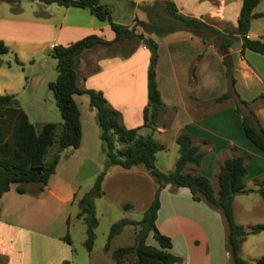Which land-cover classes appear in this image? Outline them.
<instances>
[{
    "label": "crops",
    "instance_id": "crops-1",
    "mask_svg": "<svg viewBox=\"0 0 264 264\" xmlns=\"http://www.w3.org/2000/svg\"><path fill=\"white\" fill-rule=\"evenodd\" d=\"M25 1H28L26 6H20L17 13L12 12L8 4L0 2V40L14 54L27 51L32 54L39 50L47 55L53 45L65 46L88 34H96L105 40L113 37L108 24L98 21L87 10L88 14H84L78 10L81 8L56 5L54 8L48 6L46 11L39 9L40 13L43 12L41 15L36 8L43 3ZM126 1L131 7L130 16L125 23L118 24L131 26L135 19L146 21L144 8L153 0ZM171 1L178 13L197 18L217 30L235 28L241 5V0ZM102 5L108 9L106 4ZM24 7L28 10L25 11ZM135 32L140 33L141 28L136 26ZM144 36L156 43L154 79L164 107L154 123L142 126L149 50L141 41L129 55L123 52L126 40L97 43L75 55L72 67L76 85L100 92L106 106L118 112L119 123L124 128L139 127L137 135L150 136L163 145L162 136H169L174 141L179 132L188 134L203 155L197 166L187 164L183 171H199L209 176L213 172L215 174L214 166L217 168L223 159L240 155L246 170L245 188L252 175L257 174L252 177L254 182L261 179L264 176V151L246 140L241 117L233 110V101L235 96L250 101L264 95V55L248 49L240 52V40H234L227 47V52L235 93L225 101L215 103L213 99L227 89L222 56L216 50V36L185 30L162 36L144 33ZM246 36L260 38L264 35L247 31ZM17 59L22 63L19 55ZM4 62L1 60L6 70L0 74V94H13L23 110L22 94L19 96V93L25 91L27 77L21 86L10 85L6 73L11 70V65L8 60ZM73 100L79 112L80 139L77 147L68 146L58 152L53 173L37 194L17 193L14 185L10 184L0 195V256L5 258L2 264H61L71 255L70 243L61 240L62 236L68 235L70 207L81 195L82 183L100 171L105 162L95 110L88 105L86 94L73 95ZM36 111L39 125L51 122L41 117L44 111L40 107H36ZM253 113L259 127L264 130V103L254 107ZM126 146V143H120L117 149L123 150ZM49 149L51 157L55 145ZM252 156H258L259 162L256 163ZM111 169L105 171L103 179ZM130 169H123V173H131ZM139 172L147 173L144 169ZM180 188L170 189V185H166L159 190L155 218L159 232L170 236L167 229L163 230L162 225L159 227V222L164 225L167 218L177 220L181 216V227L174 231L181 235L178 245L181 244L183 251L178 253L180 260L174 264H232L225 245V227L215 210L202 202L190 200L196 207L187 211L191 217L176 215L175 212L166 214L161 195L173 203L178 191L182 196L187 193L186 188ZM172 245L174 242L171 248ZM170 252L176 255L172 249Z\"/></svg>",
    "mask_w": 264,
    "mask_h": 264
},
{
    "label": "trees",
    "instance_id": "trees-1",
    "mask_svg": "<svg viewBox=\"0 0 264 264\" xmlns=\"http://www.w3.org/2000/svg\"><path fill=\"white\" fill-rule=\"evenodd\" d=\"M44 4L54 3L63 7H75L87 9L98 21H105L113 37L110 40L96 34H88L67 45H53L48 52L55 60L56 76L47 84L52 92L55 105L61 117L60 123L44 122L37 128L28 120L26 114L20 108L13 94H0V195L14 185L17 193L35 195L42 190L50 174L53 173L58 159V152L65 147H77L80 139L79 112L73 100V95L86 94L88 105L95 110V121L98 126L99 139L102 144L105 162L103 168L94 175L90 188L85 191L77 201L78 213L85 224L84 247L91 249L94 237L93 228L96 225L93 217L92 198L100 196L103 191L101 183L106 169L110 166H118L121 169H129L135 165H142L156 183L155 192L147 204L145 210L137 221L118 220L109 227L106 244L103 249L108 250L109 240L125 225H133L136 228L132 245L118 247L110 251V258L116 263H121L130 254L134 255L133 264H174L180 258L170 252V238L155 226L156 212L159 207L158 192L166 185L184 187L188 190L190 199L195 202H204L210 209L218 210L225 224V245L232 264H264V255L259 256L253 262L240 256L241 241L247 233L264 231V223H257L245 231L240 224L233 219L231 202L235 194L246 193L245 167L243 157L231 155L223 159L217 166L215 176L216 190L213 189L209 179L200 174L183 171L187 164L197 166L203 155V151L185 132H179L174 141L177 145V156L171 170L163 172L155 168V153L164 146L150 136L137 135V129L124 128L119 123L117 111L106 106L101 93L92 89H82L76 85V74L72 67L73 58L82 49L91 47L97 43L110 44L116 41L126 40L123 49L124 55L132 53L140 41L149 50L148 65L146 71V106L142 109V126H148L162 114L164 107L157 90L154 69L157 58L156 43L152 38L144 36L153 34L162 36L174 31H201L217 37V52L222 56L224 75L227 89L213 102L220 103L230 98L233 93L234 78L231 65L228 60L227 47L234 41L240 40V52L248 49L260 55H264V36L249 38L246 36L251 18L263 17L264 12L253 11L260 0H241V5L236 17V26L230 30H217L203 21L178 13L171 0H153L144 10L146 21L133 20L131 26H123L111 20L109 10L99 4L98 0H36ZM7 3L12 12L17 13L20 7L19 0H0ZM141 28L140 33L135 32V27ZM133 39H136L134 41ZM133 41L130 45L129 43ZM8 52L7 46L0 40V64L1 56ZM16 64L20 61L14 55ZM259 97H264L259 96ZM244 101L235 96L233 110L241 117V128L245 138L258 150L264 151V130L259 127L253 113L255 106H250L255 99ZM246 108L245 111L241 109ZM257 106V105H256ZM126 143L123 150L117 149V145ZM55 145V151L50 159L45 162L44 156L50 146ZM256 192L264 201V176L255 182ZM28 187V188H27ZM33 187V188H31ZM150 235L154 245L145 243ZM66 243H70L67 234L61 237ZM5 261L0 256V264ZM61 264H68L62 261Z\"/></svg>",
    "mask_w": 264,
    "mask_h": 264
},
{
    "label": "rangeland",
    "instance_id": "rangeland-1",
    "mask_svg": "<svg viewBox=\"0 0 264 264\" xmlns=\"http://www.w3.org/2000/svg\"><path fill=\"white\" fill-rule=\"evenodd\" d=\"M26 2L28 1L19 0L17 5L19 7H23L25 4H27ZM98 2L100 4L104 3L107 5L108 9L110 10V18L114 22L125 23L130 16L129 14L131 7L128 5L126 0H98ZM48 6L54 8L56 7V4L51 3L44 5L43 3L40 7H37L36 10L39 14L43 15V12L40 13L39 9L46 11ZM24 9L25 11L28 10L25 7ZM78 10H82L84 14H88L87 9ZM253 10L255 12H264V0H260ZM248 31H252L256 35H264V18H251L249 21ZM198 32L205 34V32ZM133 40L136 41V39ZM132 43L133 41H131L129 44L131 45ZM86 50L87 48H84L79 53L81 54ZM14 55L17 58L19 55L22 63L20 62V64H16L13 60ZM1 60L3 62L6 60L10 62L11 70H7L6 73L10 85L21 86V83H24L25 81V77H27L25 91L21 90L19 96L22 94L20 97L21 105L23 107V112H25L29 121L36 128L38 127L40 120L36 115V107H40L41 111H44V115L41 114L42 118L54 123H60L61 117L55 105L52 92L47 87V84L53 81L56 76L55 60L50 55H48V53L46 55L44 53H40L39 50H36L32 54L29 51H27L25 54L22 52L19 54H14L12 51H10V49H8L6 54L1 56ZM1 65L0 74L6 70L5 66L3 64ZM30 81L32 82L29 84ZM257 97V99L250 103V106L256 107V105L264 103V97ZM241 109L243 111L246 110V108L242 107ZM161 141L164 148L155 153L154 166L158 170L166 172L171 170L174 165V161L177 156V145L175 141H171L169 136H162ZM49 153L50 149L44 156L45 162H47L50 158ZM252 158L256 163L259 162L258 156H252ZM204 163L205 161L203 164ZM109 168L112 169L103 179V184L101 185L103 193L98 197L92 198L93 217L95 218L96 225L93 228L94 237L90 250H87L83 244L85 240V224L82 222L81 217H76V215L79 212L77 201L80 196L90 188L94 176L82 183L81 195L73 201V204L70 207L67 232L70 238L69 248L71 255L69 256L68 260H66L68 264H133V254L126 256L121 263H116L110 258V251L113 249L133 244L134 233L136 231V228L133 225L123 226L121 231L115 234L109 240L107 251H105L103 247L106 244L107 233L111 224L122 219L127 221H137L140 219L142 212L145 210L146 205L149 203L155 192L156 183L142 165H135L131 167V173L127 174L123 173V169L117 166H110L108 169ZM143 169L147 173L141 174L139 172ZM214 169L217 168L214 166ZM214 169L212 166L211 171L213 172ZM185 171H187V169H185ZM192 173L195 174L196 172L193 171ZM196 174L203 175L199 171ZM256 175H252L246 184L247 190L249 191L242 194H235L231 202L233 219L237 224H240L245 231H248L249 227L254 224L264 223V201L256 192V184L254 182L255 180L252 179V177H255ZM203 176L209 179L213 189L216 188L214 172L213 174H209V176ZM175 188L180 187L170 185V189ZM179 190H181V188ZM184 190H186L187 193L183 194L184 196H182L181 191H178L176 198H173V203H171L169 200H164L163 197L165 196L161 195L160 201L163 203V206H165L164 208L167 212L166 214H172L175 212L176 215L184 214L185 216L191 217V214L187 211L191 208L196 209V207L192 205L193 202L190 201L191 199L190 195L188 194V190ZM202 203L205 204L204 202ZM189 204L191 205L189 206ZM215 212H217L225 227L220 212L218 210H215ZM180 217H178L177 220L167 218L164 222V225L159 222V227L162 225V227H164L163 230L166 231L167 229V232L170 235L168 236L170 241L172 238L174 245H172L171 249L177 256H180L181 251H183L181 244L178 245V239L181 237V235L174 231L175 228L178 229L181 227ZM155 226L157 228L156 223ZM172 241L171 244L173 243ZM145 243L155 246V243L150 235L146 237ZM261 255H264V231H260L255 234H245L241 241L240 256L245 260L253 262Z\"/></svg>",
    "mask_w": 264,
    "mask_h": 264
}]
</instances>
